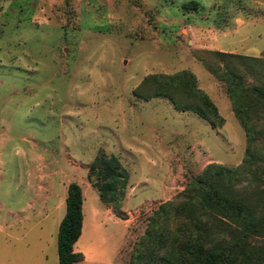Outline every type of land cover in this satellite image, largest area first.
Instances as JSON below:
<instances>
[{
	"label": "rangeland",
	"instance_id": "rangeland-1",
	"mask_svg": "<svg viewBox=\"0 0 264 264\" xmlns=\"http://www.w3.org/2000/svg\"><path fill=\"white\" fill-rule=\"evenodd\" d=\"M215 52L264 60V0H0V264H58L70 183L83 193L73 246L83 259L74 264H129L160 204L178 200L209 164L237 168L248 142L203 64L225 70ZM230 63L243 86L264 87V65ZM181 71L221 126L180 112L144 82ZM250 123L256 160L235 190L264 210V106ZM101 151L129 174L118 209L87 180Z\"/></svg>",
	"mask_w": 264,
	"mask_h": 264
},
{
	"label": "trees",
	"instance_id": "trees-1",
	"mask_svg": "<svg viewBox=\"0 0 264 264\" xmlns=\"http://www.w3.org/2000/svg\"><path fill=\"white\" fill-rule=\"evenodd\" d=\"M188 3L186 8H192ZM226 63L225 70L203 62L206 69L224 85L232 112L243 128L248 146L237 168L209 164L183 191L178 200L162 203L149 218L148 226L131 250L129 264H264V244L254 239L264 237V210L250 204L235 190L241 175L254 165L251 152L254 128L250 123L256 106H264L263 86H243L242 76L231 59L250 60L264 65V60L215 52ZM159 86L157 95L172 102L180 111H191L212 128L222 119L208 97L196 87L192 74L151 75L144 82ZM185 93L192 102L178 104L172 91ZM194 101V102H193ZM129 179L127 170L114 155L99 152L92 160L87 180L103 204L118 209ZM83 193L77 183L67 186L65 214L57 231L58 264H74L83 259L73 246L81 235Z\"/></svg>",
	"mask_w": 264,
	"mask_h": 264
}]
</instances>
